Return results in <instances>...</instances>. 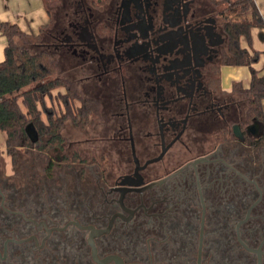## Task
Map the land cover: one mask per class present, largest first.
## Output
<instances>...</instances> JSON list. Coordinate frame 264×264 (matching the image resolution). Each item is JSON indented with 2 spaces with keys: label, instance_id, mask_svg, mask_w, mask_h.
I'll return each mask as SVG.
<instances>
[{
  "label": "flooded vegetation",
  "instance_id": "1",
  "mask_svg": "<svg viewBox=\"0 0 264 264\" xmlns=\"http://www.w3.org/2000/svg\"><path fill=\"white\" fill-rule=\"evenodd\" d=\"M211 2L55 18L40 45L87 101L0 160V264H264V124L219 85Z\"/></svg>",
  "mask_w": 264,
  "mask_h": 264
},
{
  "label": "trees",
  "instance_id": "2",
  "mask_svg": "<svg viewBox=\"0 0 264 264\" xmlns=\"http://www.w3.org/2000/svg\"><path fill=\"white\" fill-rule=\"evenodd\" d=\"M42 1L51 23L42 26L36 34L22 31L16 23L8 21L0 23V32L7 39L4 58L0 61V132L4 133V144L10 156L16 154V149L24 141H29L25 133V126L28 122L33 123L39 135V139L34 142H39L41 134L45 131H55L54 113L47 114L48 125L39 118L37 106L43 100L44 95L51 94L54 88H63L64 92L59 91V93L68 109V114H70L69 108L74 99L87 101V98L80 94L74 82L66 75L59 73L50 78L58 72L59 66L53 54L40 43L45 30L54 26L55 18L52 12L59 1ZM88 1L95 3L96 0ZM210 1L215 5L225 3V6L219 10L223 44L219 52L217 72L219 74V66L222 64L248 67L249 85L244 87L241 82H234L228 92L241 100L243 114L248 120H258L264 124L262 107L264 75H260L258 69L253 66L259 58L260 51L250 52L241 45L242 37L250 44L252 28L264 27L262 16L254 0ZM244 13L250 16L242 15ZM231 15H235V18H230ZM32 46H35L36 50ZM96 105L93 103L91 106L93 113H96ZM48 140L52 141L53 138Z\"/></svg>",
  "mask_w": 264,
  "mask_h": 264
},
{
  "label": "crops",
  "instance_id": "3",
  "mask_svg": "<svg viewBox=\"0 0 264 264\" xmlns=\"http://www.w3.org/2000/svg\"><path fill=\"white\" fill-rule=\"evenodd\" d=\"M254 2L264 22V0H254ZM242 15L250 16L248 13ZM48 20L49 15L42 0H0V23L3 21L16 23L22 31L32 33V27H36L39 31L42 26L48 23ZM6 44L7 39L0 32V61L4 58ZM241 45L250 52L260 51L259 58L253 66L258 69L260 75H264V27L252 28L250 44L245 39V43L243 44L241 41ZM244 80L247 82L246 85L243 83ZM249 81L250 72L247 66L223 64L219 66V83L224 90L229 91L234 82H241L244 87H247Z\"/></svg>",
  "mask_w": 264,
  "mask_h": 264
},
{
  "label": "rangeland",
  "instance_id": "4",
  "mask_svg": "<svg viewBox=\"0 0 264 264\" xmlns=\"http://www.w3.org/2000/svg\"><path fill=\"white\" fill-rule=\"evenodd\" d=\"M58 1H59L58 5L56 6V8L52 12L54 15L53 18H56L57 16L63 17L65 10H68V7L70 6V2L72 0H58ZM224 6H225V3L218 5L219 9L223 8ZM230 18H235V15H231ZM63 20H64V24H65V22H66L65 16L63 17ZM50 23H51V21L49 18L47 24H50ZM31 31H32V33H37L38 29L36 27H32ZM46 31L48 32L50 30H45L44 33H46ZM241 41L243 44L245 43L244 38H242ZM32 47L34 50H36L35 46H32ZM59 73L62 75H65L64 73H62V71L58 70V72L57 73L55 72L52 76H50V78L55 76V75H58ZM243 83H244V85H246L247 84L246 80H244ZM59 91L64 92V89L59 88V87L54 88L51 91V94L44 95L43 100L40 102V104L38 103L37 110L39 111L40 120L47 121L46 118H47L48 113H54V116H56L58 114H62V113H66V115H67L69 113L68 109L63 104V99L60 98ZM74 104L75 105L78 104L76 99L72 101V106H74ZM262 107L264 109V99L262 100ZM93 114H95V113H93ZM68 115H70V114H68ZM4 138H5L4 133L0 132V160L4 164V167L6 168L7 172H10L11 171L10 158L12 155L10 156V153H8L6 151V147H5L4 140H3ZM36 143H38V142H36ZM25 146H27L26 143L23 145V147L19 146L16 149V154L14 153V155H13L14 159H16L20 154L25 153Z\"/></svg>",
  "mask_w": 264,
  "mask_h": 264
},
{
  "label": "water",
  "instance_id": "5",
  "mask_svg": "<svg viewBox=\"0 0 264 264\" xmlns=\"http://www.w3.org/2000/svg\"><path fill=\"white\" fill-rule=\"evenodd\" d=\"M250 129H252L253 134H255V130L257 129L256 122H253L250 126ZM25 133L30 141L34 142L38 138L37 130L34 127L32 122H28L25 126Z\"/></svg>",
  "mask_w": 264,
  "mask_h": 264
}]
</instances>
